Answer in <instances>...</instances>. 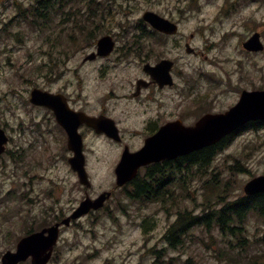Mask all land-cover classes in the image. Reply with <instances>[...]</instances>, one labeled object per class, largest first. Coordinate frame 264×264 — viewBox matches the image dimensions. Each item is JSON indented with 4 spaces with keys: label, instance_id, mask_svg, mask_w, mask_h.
Returning <instances> with one entry per match:
<instances>
[{
    "label": "rangeland",
    "instance_id": "rangeland-1",
    "mask_svg": "<svg viewBox=\"0 0 264 264\" xmlns=\"http://www.w3.org/2000/svg\"><path fill=\"white\" fill-rule=\"evenodd\" d=\"M34 1L0 0V128L10 138L0 156V264L27 229L51 226L68 217L86 194L97 198L109 191L114 196L102 210L63 228L49 264H252L263 256L264 225L257 215L245 222L243 249L213 229L191 230L174 248L164 238L180 211L202 213L205 186L214 175L225 200L243 196L244 186L264 175V128L236 136L206 171L193 168L185 187L173 186L178 203L131 199L130 187L117 188L115 168L125 146L140 149L165 123L179 119L191 126L207 113L229 110L243 90H264V50L243 48L255 33L264 46V0H97L106 9L99 17L91 13L103 24L97 35L113 36L116 48L94 61L87 57L96 52L98 39L90 47L78 41L68 56L60 49L82 38L85 23L91 25L88 9L97 8L77 2L42 29L29 19ZM148 11L177 23L178 35L143 41L142 17ZM187 45L195 54L187 53ZM49 55L65 60L56 68L59 76L46 65ZM163 59L175 63L174 86H150L134 97L137 81H150L143 67ZM35 88L65 95L76 111L105 114L116 122L121 143L80 129L91 188L81 186L71 170L72 155L54 117L31 105ZM157 251L163 258L156 259Z\"/></svg>",
    "mask_w": 264,
    "mask_h": 264
},
{
    "label": "water",
    "instance_id": "water-1",
    "mask_svg": "<svg viewBox=\"0 0 264 264\" xmlns=\"http://www.w3.org/2000/svg\"><path fill=\"white\" fill-rule=\"evenodd\" d=\"M143 20L161 33L175 35L178 32L176 24L156 13L146 12ZM114 47L115 43L112 37H103L98 42L97 54L106 57L113 52ZM243 47L249 52L263 51L264 46L260 40V34H254L243 44ZM187 48L189 53L193 52L189 46ZM96 57V54H92L87 59L94 60ZM173 65V62L163 60L154 67L146 65L144 70L154 82L163 88L166 85H173L170 74ZM148 85L144 81H139L136 95L139 94L142 86L147 87ZM30 102L54 112L58 124L65 129L68 135V148L74 152L69 163L78 174L80 183L87 188L91 187L85 169L83 137L79 133V128L85 124L94 129L97 134H105L119 142L121 137L115 122L104 116L90 117L85 113L75 112L69 107L65 96L40 89H34L31 92ZM251 121H264V91H244L238 104L229 111L223 114H207L192 127L184 126L181 121L168 123L158 133L147 139L145 146L140 151L131 153L128 148L125 149L115 170L117 186L122 187L135 179L141 167L164 160H175L178 157L215 145ZM8 140L5 131L0 129V155L5 151ZM245 192L248 195L263 193L264 176L250 181L245 186ZM110 197L111 193H106L96 200L87 198L71 217L62 221V224L69 226L72 220H76L92 210L102 208ZM60 225L56 224L23 238L18 243L16 252L9 251L3 256L2 264H19L27 261L30 257L32 264H48L59 238Z\"/></svg>",
    "mask_w": 264,
    "mask_h": 264
},
{
    "label": "trees",
    "instance_id": "trees-1",
    "mask_svg": "<svg viewBox=\"0 0 264 264\" xmlns=\"http://www.w3.org/2000/svg\"><path fill=\"white\" fill-rule=\"evenodd\" d=\"M77 2L84 4H90V7H96V10L88 9V16L91 13H98L101 16L106 14L105 8L100 6L97 0H35L31 7L33 17L31 23L40 28H46L51 20L55 18L62 8L73 5ZM20 17V16H18ZM103 17V16H102ZM29 19H25L28 21ZM91 25L85 23L81 30L82 38H72L66 46L61 48L60 52L65 56H68L70 50L73 47H77L78 41H83L86 47H90L91 43L96 42L99 39L97 35L98 29L103 26L102 21H96V17H92ZM148 29H142L141 39L143 41L149 39L148 37L157 36L159 40L166 39L165 36L159 35L156 32H149ZM50 63H46L48 68L52 70V74L59 76L60 72L56 68L60 66L61 62L65 63V60H56L51 55ZM60 72V73H59ZM264 128V122H253L247 124L243 129L221 141L219 144L212 147L203 149L196 153L191 154L188 157L181 158L179 161L165 164H156L148 167L146 173L139 175L130 186L128 195L133 200L140 202H160L166 203L170 198L174 203L180 202L181 198L175 194V188L173 186L178 183L180 186H185L189 177L188 172L193 168L198 171H206L213 166L216 156L229 148L232 144L234 137L247 130L258 131ZM239 167V166H237ZM237 169V168H235ZM231 170H234L232 167ZM176 175H179L177 178ZM219 176L214 175L212 182L206 183L207 193L204 194L202 204L203 212L201 215H193L187 209L184 212H179L178 218L175 223L169 229L166 239L169 241L171 247L175 244L182 245L183 238L189 234V231L193 228H217L220 233L232 239H235L239 245L244 248L247 245L246 238V226L245 222L251 215H257L264 223V194H259L253 197L241 196L237 199L225 200L220 193V188L224 187L219 185L220 181L217 180ZM220 179V178H219ZM30 230V229H29ZM36 228H32L25 235L32 233ZM264 241V234H263ZM161 253L157 252L159 257ZM252 264H264V255L256 256L252 261Z\"/></svg>",
    "mask_w": 264,
    "mask_h": 264
},
{
    "label": "flooded vegetation",
    "instance_id": "flooded-vegetation-1",
    "mask_svg": "<svg viewBox=\"0 0 264 264\" xmlns=\"http://www.w3.org/2000/svg\"><path fill=\"white\" fill-rule=\"evenodd\" d=\"M151 86H155V85H151Z\"/></svg>",
    "mask_w": 264,
    "mask_h": 264
}]
</instances>
